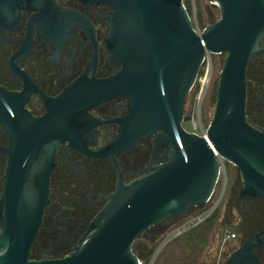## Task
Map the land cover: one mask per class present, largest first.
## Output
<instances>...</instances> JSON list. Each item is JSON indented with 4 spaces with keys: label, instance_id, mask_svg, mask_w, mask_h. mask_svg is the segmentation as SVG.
Masks as SVG:
<instances>
[{
    "label": "water",
    "instance_id": "1",
    "mask_svg": "<svg viewBox=\"0 0 264 264\" xmlns=\"http://www.w3.org/2000/svg\"><path fill=\"white\" fill-rule=\"evenodd\" d=\"M34 0H0V10L17 11ZM113 7L105 39L121 68L108 77L82 76L47 111L33 116L19 101L22 93L0 86V119L10 137L4 192L0 199V264H144L133 251L141 232L170 214L187 213L208 202L219 181L221 160L242 176L239 196H264V132L245 113L247 65L264 50V0H210L220 18L201 29L183 0H85ZM226 52L213 117L204 133L183 121L187 94L206 57ZM128 96L129 113L107 151L131 146L161 130L171 153L148 174L124 183L95 219L94 232L75 251L59 258H30L45 205L49 177L60 141L74 140L77 116L100 102ZM229 256L230 264H261L254 238ZM152 258V262L157 254ZM151 262V264H152Z\"/></svg>",
    "mask_w": 264,
    "mask_h": 264
},
{
    "label": "flooded vegetation",
    "instance_id": "2",
    "mask_svg": "<svg viewBox=\"0 0 264 264\" xmlns=\"http://www.w3.org/2000/svg\"><path fill=\"white\" fill-rule=\"evenodd\" d=\"M183 1L188 11L192 7L191 17L200 27L201 6L198 5L197 13L193 10L194 1L198 0ZM112 16V6L85 0H34L16 12L0 10V86L22 93L19 101L36 117L47 111L49 99L80 77L102 78L116 73L122 64L111 56L105 43ZM261 45L264 46V36ZM246 79V119L264 132V50L247 65ZM130 109L128 96L95 104L77 116L74 140L59 142L49 177V201L30 256L43 259L72 254L94 232L93 223L116 190L120 177L129 183L152 172L171 153L172 147L160 140L162 131L158 130L131 146L113 151L111 156L99 155L118 136L119 120ZM9 141L0 119V199L9 160L4 150ZM237 169L239 180L234 178L229 187L227 210L233 216L231 212L236 208L242 216V234L236 233L234 239L238 237L243 243L264 229V196L240 197L242 176ZM204 206L205 203L191 206L187 213L170 214L158 223L169 225L179 220V224L182 217ZM141 233L151 235L148 229ZM261 238L254 241L262 260L264 233ZM227 263L230 264L228 259Z\"/></svg>",
    "mask_w": 264,
    "mask_h": 264
},
{
    "label": "rangeland",
    "instance_id": "3",
    "mask_svg": "<svg viewBox=\"0 0 264 264\" xmlns=\"http://www.w3.org/2000/svg\"><path fill=\"white\" fill-rule=\"evenodd\" d=\"M198 5L201 6L200 11H203V22L198 21L201 29L220 18L219 7L212 4L210 0L194 1V14L199 11L197 10ZM188 8L190 15L193 16L192 7L189 6ZM225 56L226 52L212 53L207 56L199 70L193 88L187 94L185 115H189L190 118L183 121V126L189 131L204 133L213 117L217 86ZM226 168L227 188H225L220 203L203 222L192 225L179 234L176 233L163 246L161 240L168 235L179 220L173 221L169 225L156 223V225L148 228L151 233L149 237H146L145 233H141L137 237L135 242L149 240L150 244L154 246V252L150 260L141 259L144 264H151L156 250L158 252L152 264H228L227 259L231 252L241 245L242 240L237 237V239L225 242L223 232L228 228L242 234L240 230L242 216L236 208L231 212L233 216L228 213L230 211L227 210L229 200L227 193L234 178L236 181L239 180V173L237 167L227 160ZM181 219H184V217ZM30 258L36 259L34 256H30ZM263 259L264 253L262 254Z\"/></svg>",
    "mask_w": 264,
    "mask_h": 264
},
{
    "label": "built area",
    "instance_id": "4",
    "mask_svg": "<svg viewBox=\"0 0 264 264\" xmlns=\"http://www.w3.org/2000/svg\"><path fill=\"white\" fill-rule=\"evenodd\" d=\"M215 154L221 160V167L219 172V181L213 192V195L205 203V206L195 211L194 213L187 215L184 219L181 220L179 224H176L174 228L164 236L161 240V245L163 246L173 235L176 233H181L184 229H188L192 225H195L199 222H203L209 215L214 211L217 205L220 203L223 194L225 192L226 182H227V169H226V160L220 156V154L215 151ZM219 196V197H218ZM236 238V232L234 230L226 228L223 232V240L226 242Z\"/></svg>",
    "mask_w": 264,
    "mask_h": 264
},
{
    "label": "trees",
    "instance_id": "5",
    "mask_svg": "<svg viewBox=\"0 0 264 264\" xmlns=\"http://www.w3.org/2000/svg\"><path fill=\"white\" fill-rule=\"evenodd\" d=\"M133 251L139 256L140 259L149 261L154 252V246L150 244L149 240H141V242L137 241L135 244H133ZM261 264H264V259L261 260Z\"/></svg>",
    "mask_w": 264,
    "mask_h": 264
}]
</instances>
